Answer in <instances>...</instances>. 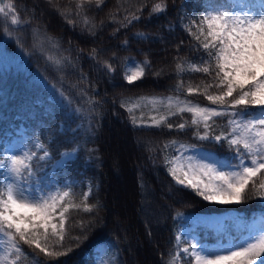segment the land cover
I'll return each mask as SVG.
<instances>
[{"label":"trees","instance_id":"trees-1","mask_svg":"<svg viewBox=\"0 0 264 264\" xmlns=\"http://www.w3.org/2000/svg\"><path fill=\"white\" fill-rule=\"evenodd\" d=\"M243 2L0 0V6H12L0 16V52L5 54L0 61V160L9 162V146L24 145L32 156L31 181L45 194L69 192L54 220L59 224L66 206L63 239L59 228L56 235L49 229L46 238L38 230L47 252L66 254L47 255L19 240L14 229H5L21 249L13 253V264H189V255H176L185 244L178 237L196 214L234 210L241 220L227 231L200 224V242L223 244L260 234L252 220L264 216L259 187L264 170L241 203L205 201L169 173L173 144L202 149L236 170L243 149H230L233 129L264 119L262 106L232 108L207 100L223 89L216 87V60L208 55L216 49L203 48L204 18L238 15ZM157 4L166 11L153 14ZM13 16L17 24L11 23ZM137 66L144 75L129 84L125 77ZM205 66L210 74L196 70ZM188 105L223 115L205 129L192 123L191 113L180 111ZM206 131L222 140H201ZM70 152L74 156L59 165ZM241 158L250 163L251 157ZM8 183L9 171L0 166V186Z\"/></svg>","mask_w":264,"mask_h":264},{"label":"snow or ice","instance_id":"snow-or-ice-1","mask_svg":"<svg viewBox=\"0 0 264 264\" xmlns=\"http://www.w3.org/2000/svg\"><path fill=\"white\" fill-rule=\"evenodd\" d=\"M99 2L100 0H97L98 4ZM11 7V5L0 6V13L7 15L5 9L11 10ZM164 11H166V6L163 4H157L152 9L153 14ZM204 22L207 24L208 31L205 36L207 42L203 44V48L205 50L216 49L214 55L211 51L208 55L216 60V69H218L216 78L219 80L216 87L223 89L218 95H207V100L213 105L227 104L232 108L248 105L262 106L261 114L264 115V3H262L259 19L247 13L243 17L227 13H209L208 17L204 18ZM11 23H18L16 16L12 17ZM201 34H203L202 29ZM144 63L147 64V60ZM137 67L139 69V66ZM107 70L111 72V66H107ZM196 70L206 74L212 71L207 66ZM143 75L144 70L139 69L127 75L125 79L131 84ZM188 91L191 93L193 89L190 88ZM234 93L239 94L229 104L228 98L233 97ZM243 110L242 108L241 111ZM180 111L191 113L192 123L203 124L205 129L210 127V120L223 115L215 108L202 106L188 105ZM160 123L161 121H154V125L158 126ZM230 123L235 124V121ZM178 127L184 129L185 125L180 124ZM199 138L201 140L211 138L217 142L222 140L219 135L210 137L207 131ZM227 143L230 149L232 147L243 149V152L237 153L236 158L239 163L235 165L236 170L225 172L214 164L193 163L191 159L186 164L179 163L178 158L170 162L172 166L169 168V173L178 185L193 189L205 201L241 203L245 198L246 188L250 183L255 186L253 178L264 170V119L249 120L247 123L237 125ZM37 147L42 149L43 145H37ZM47 154L45 152L44 156ZM244 155L251 157L249 164L241 158ZM31 159L32 156L26 154L24 157L13 155L7 163L0 160V166H6L14 175V182L0 186V232L5 229H14L19 240L26 244H35L36 248L47 255L66 254L47 252L39 242L41 234L38 230L43 229L46 238L49 229L53 235H56L59 228L61 239H63L66 206L59 213V224L54 220L59 201L67 197L69 192L64 191L62 195L51 192L47 196L26 195L16 181L22 178L24 171H28L31 176V169L26 163V160ZM178 172L181 173L182 178ZM259 187L264 189V182ZM9 243L16 252L21 251L20 247L12 242L11 236H9ZM182 251L189 255V264H253V261L257 259H259V264H264V231L258 236H251L244 244L232 247L211 248L197 243L191 245L190 253L188 248ZM0 264H4V258H0Z\"/></svg>","mask_w":264,"mask_h":264},{"label":"rangeland","instance_id":"rangeland-1","mask_svg":"<svg viewBox=\"0 0 264 264\" xmlns=\"http://www.w3.org/2000/svg\"><path fill=\"white\" fill-rule=\"evenodd\" d=\"M262 3H264V0H244V2L241 5L238 16L243 17L244 14L247 13L249 16H253L258 19L259 13L262 10ZM2 14L3 13H0V16ZM4 58H5V54L0 52V61L4 60ZM173 146L176 155L172 159V161L177 160L179 158L178 160L179 163L186 164V162L189 159H191L193 163L202 162V163L214 164L218 169L223 170L225 172L234 171L232 167L228 166L226 163L217 159L211 153H208L202 149L190 147L185 144H173ZM5 152L9 161L13 155L18 157H24L26 154L29 155V149L24 145H20V144H14L12 146H9ZM74 154L75 152L65 153L62 156V158L67 157L68 160L71 159L74 156ZM44 157H48V155ZM62 158L58 162L59 165L63 164ZM26 163L29 164V167L31 169L29 160H26ZM9 175H10L11 183L14 182L13 173L9 171ZM27 175H29V172H27L25 175L22 174V178L16 181L19 187L25 191V194L28 196H34V195L47 196L48 194H45L43 192V189L40 187V185L37 183H33L31 181L30 176ZM178 175H181V173L178 172ZM215 202H219V201H215ZM188 219L191 221V224H188L185 228H183V230L181 231L178 237V241L182 243L185 242V244L182 245V247L176 254L177 256L181 254L188 255L183 253L182 250L188 248L190 253L191 245L197 243L204 247L217 248L221 246L232 247L233 245L244 244L245 241L249 240L247 239L248 237H246L245 240H234V241L228 240L226 243L223 244H211V243L199 241L200 238H199V234L196 232V229L200 224L207 226L215 231L218 230L227 231L229 225H232L233 227H238L241 224V220L239 215H237V213L234 210H230L228 212H222V213L196 214L192 217H189ZM252 222L259 233L264 231V216L257 215L252 220ZM9 236H11V240L12 242H14L12 238V234L8 230H4L3 232H0V258H4V264H13L12 255L13 253L16 252L15 248H13L9 243Z\"/></svg>","mask_w":264,"mask_h":264},{"label":"bare ground","instance_id":"bare-ground-1","mask_svg":"<svg viewBox=\"0 0 264 264\" xmlns=\"http://www.w3.org/2000/svg\"><path fill=\"white\" fill-rule=\"evenodd\" d=\"M67 160V157L62 158V162H65Z\"/></svg>","mask_w":264,"mask_h":264}]
</instances>
